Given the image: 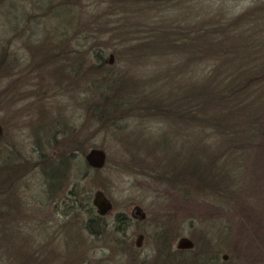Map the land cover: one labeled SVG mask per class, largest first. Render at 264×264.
I'll use <instances>...</instances> for the list:
<instances>
[{
    "label": "rangeland",
    "instance_id": "rangeland-1",
    "mask_svg": "<svg viewBox=\"0 0 264 264\" xmlns=\"http://www.w3.org/2000/svg\"><path fill=\"white\" fill-rule=\"evenodd\" d=\"M33 1L38 0L0 1V60L3 58L13 65L11 69L0 67L5 71L0 74V125L3 129L0 171L14 163L32 164L39 155L51 157L61 148H55L60 144L56 141L67 140L77 131L86 150L82 156L75 153L77 161L67 167L70 172L67 187L77 183L84 192L82 197L85 194L90 202L95 191H102L112 203V210L104 216L109 223L116 213L131 218L135 205L140 206L146 216L143 220L131 218L124 234H116L108 228L103 236L93 238L83 229L86 217L83 210L66 214L65 207L40 204L34 195L38 193L36 188L43 187L45 178L37 168L16 180L14 196L17 200L13 209H17L19 215L10 216L3 206L0 264H133L142 260L153 264L157 257L155 232L160 229L166 233L172 249H176L181 237L193 241L194 247L187 251L194 259L192 264H264V121L255 148L243 161L241 176L232 179L227 193L208 182L207 187L203 186L193 197L184 192L179 197L174 193V184L167 180L174 178V161L168 158L164 147L157 145L160 137H165L163 128L169 127H165L164 117L137 114L120 126H126L120 131L123 134L109 132L95 120V115L92 117L102 102L96 97V90L91 89L93 94L85 89L90 80L84 82L76 69L72 72L65 69L62 74L51 65H33L44 59L46 51L39 47L41 53L34 52L33 45H42L41 39L48 40L44 25L49 28L55 23L50 17L43 19ZM103 1L79 0L76 5L84 12L82 29L100 35L98 42L112 47L110 35L117 17L111 13L109 3ZM248 3L249 0L236 1L234 12L243 11ZM113 53V48H109L104 55L108 61L110 55L113 57L110 63L113 68L109 70L118 74L115 81L118 79L130 90L140 87L137 92L151 94L152 72L166 73L173 79L172 61L163 62L162 57L153 55L142 64L143 69L138 70L137 64L130 61H122L123 64L115 61ZM142 70L150 77L143 76ZM132 77H137L139 83L131 85ZM156 89L163 94V88ZM88 92L91 95L87 97ZM137 98L140 103H153L142 93ZM46 129L50 130L49 139ZM139 129L143 135L137 132ZM142 139L148 143L140 142ZM92 148L101 149L105 154V163L100 169L85 162L84 157ZM3 158H6L4 164ZM79 163H82L80 170ZM212 170L203 174L207 177ZM215 176L218 178L217 174ZM221 193H230V197L224 195L223 200ZM139 235L143 238L137 247Z\"/></svg>",
    "mask_w": 264,
    "mask_h": 264
},
{
    "label": "trees",
    "instance_id": "trees-1",
    "mask_svg": "<svg viewBox=\"0 0 264 264\" xmlns=\"http://www.w3.org/2000/svg\"><path fill=\"white\" fill-rule=\"evenodd\" d=\"M76 1L79 0L33 1L43 19L50 17L55 21L51 29L44 25L48 40L41 39L42 45H33L34 52L40 54L39 47L47 52L44 59L33 65H51L62 74L65 69L68 72L76 69L84 82L90 80L85 89L96 90V97L102 102L92 117L95 115V120L109 132L120 133L126 127L120 126L137 114L164 117L165 127L169 126L163 128L167 138L160 137L157 145L164 147L168 158L174 161V178L167 180L174 184V193L179 197L181 192L193 197L208 182L227 193L232 179L241 176L243 161L255 148L263 127L264 0H249L239 13L234 12L233 5L239 0H105L117 17L110 35L112 47L98 42L100 35L82 29L84 12ZM109 48H113L115 61L122 64L130 61L137 64L138 70L153 55L162 57L163 62L172 61L173 79L166 73L152 72L150 77L142 70L141 74L150 77L154 85L152 93L137 92L140 87L130 90L123 82L115 81L118 74L109 70L113 65L104 56ZM0 67L11 69L13 65L2 58ZM4 72L0 70V74ZM126 83L129 85L130 81ZM137 83V77H132L131 85ZM156 88L162 89L163 94L156 92ZM89 92L87 97L91 95ZM139 93L153 103H140ZM49 131L45 130L48 139ZM137 132L143 135L142 129ZM78 135L75 131L69 139L56 141L60 144L55 148H61L51 157L39 155L32 164L4 166L3 172L0 171L4 182L2 204L10 216L19 215L13 209L17 200L16 180L38 168L45 183L36 188L38 193L34 196L42 206L52 203L65 207L66 214L83 210L86 213L83 229L93 238L103 236L108 228L124 234L131 218L116 213L109 223L98 214L89 197L85 194L82 197L84 192L77 183L67 187L70 173L67 167L77 161L75 153L82 156L86 150ZM140 142L148 143L143 139ZM210 168L214 171L206 177L203 172ZM224 195H221L223 200L230 197V193ZM155 238L157 257L153 264H192L194 259L187 254L189 249L170 248L164 231L155 232ZM133 264H145V261Z\"/></svg>",
    "mask_w": 264,
    "mask_h": 264
},
{
    "label": "water",
    "instance_id": "water-1",
    "mask_svg": "<svg viewBox=\"0 0 264 264\" xmlns=\"http://www.w3.org/2000/svg\"><path fill=\"white\" fill-rule=\"evenodd\" d=\"M113 57L110 55L109 63H112ZM2 133V127L0 125V135ZM85 162L88 166L94 169H100L104 166L105 163V154L101 149L92 148L90 149L85 155ZM93 206L96 208L97 212L101 216H105L109 211L112 210V203L111 201L105 196V194L97 190L94 192ZM145 213L142 208L138 205H135L131 210V218L137 220L145 219ZM143 235H139L136 241V246H140V241L142 240ZM194 247V243L192 240L186 237H181L176 243L177 249H191ZM223 259H226V256H223Z\"/></svg>",
    "mask_w": 264,
    "mask_h": 264
},
{
    "label": "flooded vegetation",
    "instance_id": "flooded-vegetation-1",
    "mask_svg": "<svg viewBox=\"0 0 264 264\" xmlns=\"http://www.w3.org/2000/svg\"><path fill=\"white\" fill-rule=\"evenodd\" d=\"M2 127V126H1ZM3 129L0 135V142L2 141ZM3 175L0 172V240L2 241V229H3V204H2V186H3ZM22 210V208L20 209Z\"/></svg>",
    "mask_w": 264,
    "mask_h": 264
}]
</instances>
